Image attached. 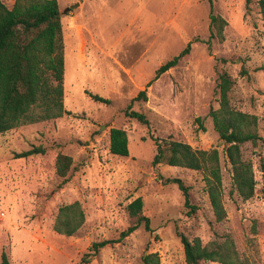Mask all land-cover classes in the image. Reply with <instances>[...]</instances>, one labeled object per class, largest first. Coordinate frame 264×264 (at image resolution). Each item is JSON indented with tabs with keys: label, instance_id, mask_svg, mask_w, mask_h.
<instances>
[{
	"label": "rangeland",
	"instance_id": "374dc122",
	"mask_svg": "<svg viewBox=\"0 0 264 264\" xmlns=\"http://www.w3.org/2000/svg\"><path fill=\"white\" fill-rule=\"evenodd\" d=\"M2 1L8 7L14 2ZM57 3L61 12L78 4L61 14L66 112L0 133V261L4 252L10 264H79L93 242L117 238L135 222L126 205L140 196L152 230L140 225L83 264H142L149 252L159 255L160 264H186L179 233L197 236L203 244L229 234L241 257L264 264V144L242 145L257 184L254 195L241 201L230 193V166L208 114L218 105V76L226 72L233 80L231 104L257 117L264 138V27L257 0L214 1L213 12L227 21L221 41H208V0ZM188 42L189 52L154 79L159 65ZM140 90L146 99L134 100L131 109L142 112L148 124L124 114ZM111 127L127 132V156L109 152ZM153 137L219 150L224 221L214 219L200 172L152 166ZM39 145L45 153L14 157ZM58 152L73 159L63 184L54 172ZM168 177H179L189 186L194 212H187L180 189L167 183ZM74 200L84 210V224L71 236L56 233L52 224L57 208Z\"/></svg>",
	"mask_w": 264,
	"mask_h": 264
},
{
	"label": "trees",
	"instance_id": "16d2710c",
	"mask_svg": "<svg viewBox=\"0 0 264 264\" xmlns=\"http://www.w3.org/2000/svg\"><path fill=\"white\" fill-rule=\"evenodd\" d=\"M215 0L209 3V39H224V27L227 21L213 12ZM249 3V0H246ZM258 13L264 27V0H257ZM57 0H14L8 7L0 0V133L15 127L61 117L65 112L63 97L64 52L61 27V15ZM191 42L175 56L159 65L154 79L174 67L190 50ZM233 80L228 73L218 76L216 85V108L209 109L214 130L223 143V151L231 171L230 193H235L239 200L246 201L256 191V178L253 163L244 159L242 145L264 144V138L258 132L257 117L235 108L229 97ZM91 98L109 103L110 100L97 94ZM146 99L145 90H140L125 107L124 114L137 121L148 124L142 112L132 110L134 100ZM155 153L151 164L178 166L201 173L205 191L216 222L225 220L227 213L224 205V185L217 148L196 149L190 144L170 138L153 137ZM108 149L111 154L127 156L128 136L120 127L109 129ZM38 153H45L41 145L14 153L15 158H24ZM73 159L70 155L58 152L54 158V172L62 178V184L68 181ZM167 183H175L183 196V205L187 212H194L189 186L179 177H168ZM143 200L140 196L132 199L126 210L135 222L128 225L114 239L93 242L85 252L79 264L87 263L101 247L111 242H118L132 233L140 225L151 231L150 219L142 213ZM85 213L78 200L61 205L54 216L52 229L61 235L71 236L84 224ZM186 264L216 262L218 264H250L239 255L235 243L229 234L216 241L203 244L197 236L188 238L179 233ZM0 264H10L4 252ZM142 264H160L159 255L149 252L142 256Z\"/></svg>",
	"mask_w": 264,
	"mask_h": 264
},
{
	"label": "water",
	"instance_id": "95a60500",
	"mask_svg": "<svg viewBox=\"0 0 264 264\" xmlns=\"http://www.w3.org/2000/svg\"><path fill=\"white\" fill-rule=\"evenodd\" d=\"M77 5H78V4L76 3V4H72V5L68 6L65 10H63L62 12H60V15H61L63 12H65V11H68V10H70V9H72V8H75Z\"/></svg>",
	"mask_w": 264,
	"mask_h": 264
},
{
	"label": "built area",
	"instance_id": "2783aa9c",
	"mask_svg": "<svg viewBox=\"0 0 264 264\" xmlns=\"http://www.w3.org/2000/svg\"><path fill=\"white\" fill-rule=\"evenodd\" d=\"M4 215V213L3 212H0V216H3Z\"/></svg>",
	"mask_w": 264,
	"mask_h": 264
}]
</instances>
